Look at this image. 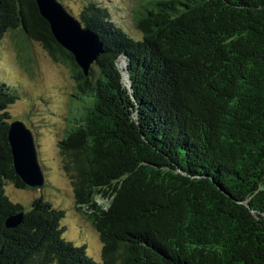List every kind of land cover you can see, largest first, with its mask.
Masks as SVG:
<instances>
[{"label":"trees","instance_id":"obj_1","mask_svg":"<svg viewBox=\"0 0 264 264\" xmlns=\"http://www.w3.org/2000/svg\"><path fill=\"white\" fill-rule=\"evenodd\" d=\"M128 15L140 38L105 5L79 12L101 43L85 75L34 0H0V42L17 32L74 72L58 148L101 245L98 261L63 236L64 210L6 194L30 188L7 110L29 92L0 69V264H264V0H134Z\"/></svg>","mask_w":264,"mask_h":264},{"label":"rangeland","instance_id":"obj_2","mask_svg":"<svg viewBox=\"0 0 264 264\" xmlns=\"http://www.w3.org/2000/svg\"><path fill=\"white\" fill-rule=\"evenodd\" d=\"M76 17L88 2H97L110 9L115 21L133 37L140 34L133 27L128 11L134 0H60ZM0 69L22 81L29 92L8 107L12 119H20L34 133L39 162L45 182L40 189L16 188L8 184V197L28 207L42 196L53 206L65 211L62 220L63 236L76 244H84L90 255L100 261V241L95 229L76 209L69 178L62 168L58 148L68 122L69 105L76 93L74 72L66 62L54 60L44 47L33 40L27 41L17 32L8 31L0 42ZM37 131V132H36ZM100 203L103 201L99 200Z\"/></svg>","mask_w":264,"mask_h":264},{"label":"water","instance_id":"obj_3","mask_svg":"<svg viewBox=\"0 0 264 264\" xmlns=\"http://www.w3.org/2000/svg\"><path fill=\"white\" fill-rule=\"evenodd\" d=\"M39 15L48 23L54 39L74 57L85 75L101 50V43L89 29L82 26L77 17L60 0H34ZM8 141L13 167L18 176L30 188L40 189L44 172L39 162L34 132L20 119L9 121ZM22 212L6 218L7 227L16 226Z\"/></svg>","mask_w":264,"mask_h":264}]
</instances>
